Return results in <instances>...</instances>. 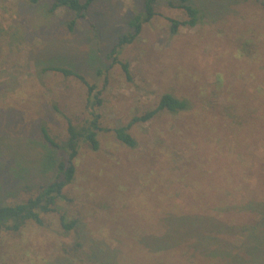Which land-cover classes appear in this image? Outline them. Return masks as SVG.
Instances as JSON below:
<instances>
[{"label": "rangeland", "instance_id": "rangeland-1", "mask_svg": "<svg viewBox=\"0 0 264 264\" xmlns=\"http://www.w3.org/2000/svg\"><path fill=\"white\" fill-rule=\"evenodd\" d=\"M190 1L197 26L173 34L181 2L156 0L115 58L142 0H94L72 30L76 16L51 2L0 0V205L55 180L61 151L43 126L64 145L69 121L92 119L87 86L48 68L95 87L104 129L98 150L80 143L56 211L1 233L0 264H264L250 253L264 237V0ZM164 94L191 108L133 123ZM129 125L134 148L115 133Z\"/></svg>", "mask_w": 264, "mask_h": 264}, {"label": "trees", "instance_id": "trees-1", "mask_svg": "<svg viewBox=\"0 0 264 264\" xmlns=\"http://www.w3.org/2000/svg\"><path fill=\"white\" fill-rule=\"evenodd\" d=\"M94 0H30L33 5H40L44 2H51L50 13H55L58 9H65L76 16L70 26L73 29V25L77 19L85 18ZM143 8L140 13L133 17L129 21L130 32L119 38L117 44L112 49L110 56H117L120 50L128 44H131L141 34L145 24L151 22L156 16L155 4L156 0H142ZM181 5L179 6L185 11L186 20L179 21L174 19H168L171 22V30L173 34H176L180 27L188 26L195 27L201 20V10L194 5L190 0H179ZM125 74L130 77L129 66L127 64L122 65ZM47 70L60 72L65 76H74L82 81L88 88L90 94V105L92 110V119L86 125L76 126L71 121L68 124V140L66 144L60 145L50 135L48 129L42 127V136L46 142H48L53 148L61 151V158L59 159L57 167V175L54 181L44 186L36 196L30 197L24 202L16 204H4L0 205V236L2 232L19 233L24 225L28 221L36 222L39 225L43 224L41 214H48L55 212V206L57 202L64 198L63 190L70 185L76 175L75 161L79 154L80 143L82 141L89 144L93 150H98L99 132L103 131L99 124L100 116L95 113L94 109L100 107L102 104L101 98L98 93H95V87L90 85L86 78L80 74L75 73L71 69L63 67H52ZM191 108L189 101L179 99L171 94H164L157 105V107L142 116L135 117L134 122H148L152 120L159 112L168 111L172 114H178L180 112L188 111ZM129 126L121 127L115 130L117 138L125 145L129 147H136L137 142L134 137L128 132ZM262 219V218H261ZM64 220V215H62ZM66 229H71L75 226V223L66 224L63 223ZM246 241V238H245ZM248 241V239H247ZM250 243H253V247L250 253H261L264 255V237L254 234ZM162 251V250H160ZM159 252V251H156ZM164 255V254H163ZM163 257V256H162ZM159 257L155 259V262H159Z\"/></svg>", "mask_w": 264, "mask_h": 264}]
</instances>
